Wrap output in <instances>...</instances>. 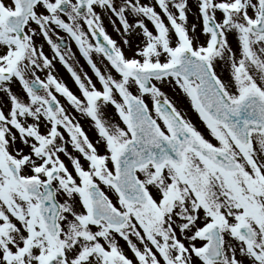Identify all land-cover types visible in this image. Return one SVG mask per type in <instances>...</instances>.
I'll return each instance as SVG.
<instances>
[{
	"label": "snow or ice",
	"instance_id": "6c2138e0",
	"mask_svg": "<svg viewBox=\"0 0 264 264\" xmlns=\"http://www.w3.org/2000/svg\"><path fill=\"white\" fill-rule=\"evenodd\" d=\"M0 264H264V0H0Z\"/></svg>",
	"mask_w": 264,
	"mask_h": 264
},
{
	"label": "rangeland",
	"instance_id": "374dc122",
	"mask_svg": "<svg viewBox=\"0 0 264 264\" xmlns=\"http://www.w3.org/2000/svg\"><path fill=\"white\" fill-rule=\"evenodd\" d=\"M190 6H192L193 8V13H195V0H190ZM189 23H196V19H195V15H191L189 16ZM105 25L107 28V31L109 32L110 35L113 36V38H116V34L112 31L111 27L108 26V22L107 20L105 21ZM63 35V34H62ZM76 50L75 46L73 45V51ZM46 53L48 52L47 48H45ZM57 75L58 77L63 80L65 83L68 84V86L75 92V87L71 81L70 76L68 75V73L59 65H57Z\"/></svg>",
	"mask_w": 264,
	"mask_h": 264
},
{
	"label": "flooded vegetation",
	"instance_id": "af4514ba",
	"mask_svg": "<svg viewBox=\"0 0 264 264\" xmlns=\"http://www.w3.org/2000/svg\"><path fill=\"white\" fill-rule=\"evenodd\" d=\"M76 51V50H74ZM78 55V53H77ZM79 65L80 67H82L84 69V71L88 72L89 75H92L91 71L89 70V68L87 67L86 63L83 61L82 58H79Z\"/></svg>",
	"mask_w": 264,
	"mask_h": 264
}]
</instances>
